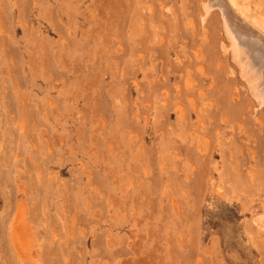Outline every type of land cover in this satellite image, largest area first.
I'll return each instance as SVG.
<instances>
[{
    "label": "rangeland",
    "instance_id": "rangeland-1",
    "mask_svg": "<svg viewBox=\"0 0 264 264\" xmlns=\"http://www.w3.org/2000/svg\"><path fill=\"white\" fill-rule=\"evenodd\" d=\"M204 1L0 0V264H264V113Z\"/></svg>",
    "mask_w": 264,
    "mask_h": 264
},
{
    "label": "bare ground",
    "instance_id": "bare-ground-1",
    "mask_svg": "<svg viewBox=\"0 0 264 264\" xmlns=\"http://www.w3.org/2000/svg\"><path fill=\"white\" fill-rule=\"evenodd\" d=\"M202 7L204 10L202 18L203 22H205L206 19H209L211 23V17L215 13L219 14L222 23V31L228 43L227 45L223 44V49L225 51H229L234 63L238 67L240 75L243 78L246 86L248 87L250 100L252 103L256 104L255 108L257 113H264V31L255 23V21L250 20L245 15L236 0H205L202 4ZM3 29L5 30V28ZM205 35L206 39L211 38L208 32H206ZM191 66L192 63H184L183 66L178 67V70H184L185 67ZM186 72L192 75L190 73L191 71L187 70ZM199 77L202 79L203 83H207L206 77L202 75ZM188 89L191 90V88ZM208 94H213V90H209ZM191 95L200 97V94L196 95L192 92V90ZM225 104L226 101H224V106H226ZM243 108L244 105L239 104L235 108L225 107V109H217L214 114H211V116L214 118V120L211 122L213 126L212 131L222 128L227 123L230 124L233 118H238L239 113L242 111ZM229 109L230 112L228 111ZM235 109H237L238 111L236 112ZM230 113L232 115H230ZM197 118L200 121L201 126L205 124L204 117H200V115L197 114ZM249 123L254 122L251 119ZM255 123L259 125L261 130H264V121L256 118ZM203 127V129H205L208 126ZM230 127L234 128L232 125ZM241 128L242 126H240V129ZM239 134V138L244 137V133L242 130ZM252 139H250L249 141H252ZM254 141L256 142L257 146L262 151H264V142L261 140V138H254ZM222 145V142H219L216 148L219 151H216V153H220L222 158H225L227 155H230L232 161L236 154H238L239 152L241 153L242 159H239V165L237 169L242 171V167L246 165L245 158L244 155H242V152L235 149L224 150ZM206 151L208 150L206 149ZM247 160L249 159L247 158ZM243 185L249 186V183L246 182ZM30 243H28L29 245L27 244V247L23 246L21 248V244H17V246L19 247V254L25 253L27 252V248L33 247L32 245L30 246Z\"/></svg>",
    "mask_w": 264,
    "mask_h": 264
}]
</instances>
